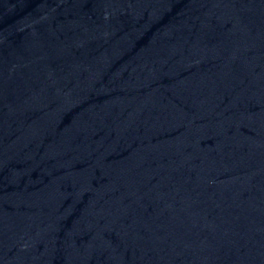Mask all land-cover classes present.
<instances>
[{
  "label": "water",
  "instance_id": "water-1",
  "mask_svg": "<svg viewBox=\"0 0 264 264\" xmlns=\"http://www.w3.org/2000/svg\"><path fill=\"white\" fill-rule=\"evenodd\" d=\"M0 264H264V0H0Z\"/></svg>",
  "mask_w": 264,
  "mask_h": 264
}]
</instances>
